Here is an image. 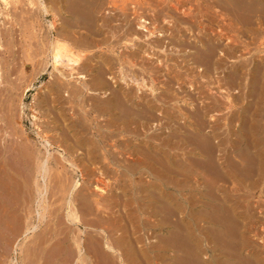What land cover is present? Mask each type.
<instances>
[{
    "label": "bare ground",
    "instance_id": "obj_1",
    "mask_svg": "<svg viewBox=\"0 0 264 264\" xmlns=\"http://www.w3.org/2000/svg\"><path fill=\"white\" fill-rule=\"evenodd\" d=\"M0 1L4 3L5 6L6 5L9 6L11 2L10 0H0ZM16 1H19V0H15L14 3H16ZM137 1H140V0H137ZM150 1H151L150 3L154 1L157 2V6H163V9L182 10L183 8V3H181L179 0H177L175 3L173 2L174 0H150ZM212 1H213V4L215 5L216 1L215 0H212ZM258 1L260 2L259 4H261L262 0H258ZM210 2L211 0H208L207 5H209ZM217 2L219 1L217 0ZM12 3H13V0H12ZM27 4L29 8L26 9L23 12V14H20L21 15L20 17H22L21 19L22 20L24 19L22 21L23 24H21V27L23 28V30L18 29L19 26L17 27V25H20V21H21V20H18L17 22H15L16 24L9 27L10 29L9 35L11 37L19 38L18 40L20 44L23 46L21 48L26 47V48H29V51H30L33 49V47H36V49L32 51L35 57L40 55L41 57L40 61L44 65V68L42 69L43 74H41L40 76H44L45 71H47L48 67L49 66L51 67L52 70L50 71V77H52V79L50 81V86H47L49 87L48 91L40 93L42 95L41 96L42 98L39 101V103L47 107H50L52 111L50 110L49 111L55 114V118H54V121L51 120V122L46 123V125H44V127L42 128V131L44 129V131L45 132L47 131V133L53 132L54 136L52 137H50V135H48L49 137L47 135L38 136L39 137L38 141H31L28 138H26L27 137L26 135L17 134L16 133L17 130L12 128V126L10 127L9 126L10 123L7 120H6L7 127L5 128V132L3 133L1 131L3 135L1 134L2 136H0V172H5L7 175H9V185L12 189L14 187H19V186L22 188H24V186L25 188L31 187L30 189L33 190V193L31 191L33 195L32 196L33 200L34 202L37 203L36 207L39 208L38 211L36 210L38 212V215H37L38 225L36 226L33 225L32 227H29V221L25 219L28 222L29 228H26L25 233H24V238L26 239L30 231H32L33 233V231H35L36 228L41 229L40 237L36 235L37 233L36 234L34 233L35 236L31 235L32 236V237L30 236L31 240L29 238L30 241H28V239H27L28 242L24 240L28 244L27 247L24 248L23 244L25 242L23 240H22V243L24 242L23 244H17L16 246L17 248L16 250H18V247L21 246L20 247L21 249L20 248L19 249L22 255V258H21L22 264H29L31 262V259H33V263H30V264H102L100 262H97V259L94 258V255H92V249H95V251L102 254L101 256L108 262V263L106 262V264H139L140 262L139 258L141 259H144V258L141 257L143 256V254L140 252V250L138 251L137 239L133 238L134 233L127 232L129 231L127 230V225L126 226L123 225L121 226L122 229L124 228L122 231L123 234H121V230H120L121 235L119 234L116 235V229L114 227L117 223L110 224L111 219L109 220V217L107 219L108 221H104L105 217L102 216V213L100 211H98L99 206L103 207V204L101 201H98V200H96L95 202L92 201L95 203V205H93L92 203H90V205L88 204V206H86L88 209L86 210L88 212H86L85 210V212L88 214L85 216L84 211H83L84 209L82 208V206L83 205L85 206V204H82L83 202L82 200H86V201L89 200V195H90L89 189L90 187H92L91 185H93L94 182L91 185L90 183L88 184L89 188L85 190H88L89 193H88V196H84L87 192H85L84 194V191H85L84 188L80 189L81 187L80 181L76 178L75 180H73L72 182L73 184L70 186V189L68 191V199H66L65 209L63 210L64 216H62V218L61 216L58 217V215H56V212H55L56 210L55 211L53 210L52 212L49 213L50 209L48 210V206H47V211H48L47 212L46 207L44 206L45 205L44 203L46 202L48 194L50 193L49 189L53 186V184L56 183L57 177L60 178L58 179L59 181H61L62 183L64 182L66 183V180L62 177V175L65 172L62 171L63 173L61 177L57 173L59 172V169L66 168V167H63L64 166L63 161H66L68 163V165L70 166V168H72L74 174L76 175L78 172L81 174L85 170L86 171L88 170L87 175L86 174L85 175L87 177L88 176L92 177L96 174V172L97 174L102 175V174L108 173L109 171L113 170L116 172L119 171L121 173V177L124 178L126 176L125 175L126 173H128V176L130 175L135 176L141 173V171L143 172L145 171L146 173V170L153 171L154 169L159 168L156 165H150V163L147 161L148 158L159 159L162 162L163 170H168V172H170V174L172 175L170 176V180L168 179L167 180L169 184L173 185L175 192H177V195H175L176 199L173 197L174 200L172 199L170 200V198L167 199L168 203L170 202V204L168 205V208H169L168 212L171 214L170 216H173L172 218H174L175 216L176 220H172L173 222L171 220H166V221L161 222L162 223L161 225L159 223H149L148 222V223H145L144 227L147 226L148 229H151L153 232L157 231L156 229H158L162 233H164V234L161 233L162 236L165 237L164 240L165 239L170 240L169 243H167V247L176 246V248L173 247V249H176L177 252L183 249L184 250L183 252L185 253L186 256L182 255V257L183 259L186 258L187 260L186 262H188V264H211V259L209 260L206 257L207 261H204L205 259L204 260L202 259L203 256L201 257V255L204 252L203 249H205L204 255L209 256L208 253L206 252L207 248L203 246L204 244H202L203 241L205 240L203 239V229L205 228L203 229L200 228L198 224L197 226L198 232H196L197 231L196 229L186 224L187 221L185 222L184 218L179 219L180 218L179 216L183 215L182 214L183 212L180 213V211L178 210L180 209L178 200L182 198L181 196L179 198V195L181 194L182 191H187L188 193L196 191V193H194L195 196L198 195L197 197H199L200 199L201 198L203 199L201 195V192H202L201 188L203 187L204 189L205 185H203L202 182L200 183L203 176H209L215 181H219L218 179L220 180L225 179V181L227 182L229 179H232L231 172H230L232 171L231 170L232 168L229 170L227 166V164L230 163V158H232V155H236L238 157L240 156L244 157L243 160H245V157H250V159L252 157L255 162L254 164L251 165L253 166L252 168L253 171H251L252 169L250 171L254 173L255 175H254V178L252 179L253 182L250 184L257 188L264 187V89L262 88V85L264 86V62H261L260 60L258 64H255L256 70L255 71L252 70L251 72L252 75L253 74L256 75L257 72L259 73V75H256V77L258 78L253 77L254 82L256 79H258V82H259L258 83L259 86L257 88L258 90H255V93H256L255 97L252 95V90L249 91L251 87V86L249 87L250 82L246 81L245 73L240 71L241 66H237L240 64H236V67H233L234 65L231 66L233 67V70L232 71L230 70L231 75H233V79L235 78L234 80L238 82L237 83L238 85L236 87L238 88L241 87L245 90L244 92L242 91V93H240L242 95L238 96L237 94V96L233 97L232 99L222 94L221 96L224 100L220 98L221 100H212L213 102H209V103L208 102L205 103L204 101H202L203 104L204 103L205 104L204 105L201 104L203 105L202 107L197 106L198 109L195 107L196 112L192 111L194 115L190 116L192 114V113L189 114L190 112L189 113L187 112L189 115H186V118L188 119L190 118L193 119L194 117L196 119L195 124H186L188 125V127L193 128L192 132L188 131V136H190L191 142H188V140L186 141L184 137L180 139V136L176 135L175 140L177 144L169 148V142L171 138L173 137L170 134L167 133L168 134L167 136L163 134L164 137L161 134L160 136L161 138L159 137L157 138V136L155 135L154 136L146 135V134H150V131L153 129V127L158 126L159 123H162L163 120L165 121L164 123L167 124L168 126L172 123L177 125V122L179 121V118L177 116L175 117L168 113L162 118H160L161 116L158 117L157 115L158 114L157 112L159 111V109H161L160 104L158 105L157 102L158 101L164 102L167 99H169L168 101H170V99L173 98V96L171 97L170 94H167L169 89L166 87H165L166 89L163 90L164 92L160 94L157 93L158 91L157 82L158 81L163 79L164 82L162 81V83L169 86L171 85L172 80H173V79L171 80L172 75L171 76L169 75L171 78L168 79V75L163 74V71L165 69H162V67L168 68V63L163 64V60L159 59L158 57V54H159L158 52L161 51L160 53H165L166 57H168L167 56L168 52L172 51L173 49L174 51H176V54L179 53L178 52L179 50L182 51L183 54L188 53V55L182 54V59L180 58L181 55L179 53L178 57L180 58V60H182L181 61L182 65L179 64L180 66L179 65L177 66H179L180 69H184L183 62H185V64L186 63L191 64L192 62L190 63V60H194L196 58L197 61L196 59L195 61L198 63L197 68L199 69L198 71L197 70L196 71L199 72V74L200 72H202V73H205L206 75V73L210 70L218 71L221 68H224L223 67L224 65L222 66L223 63H221V60L214 59V51L217 48L216 43H215V41L217 40V37L213 35L211 37L210 35L209 39L205 40L203 37L197 35L196 41L195 40L190 41V38L183 31H178L173 35L174 36L173 39H169L167 41L166 40L167 38L165 37L166 31L161 32L157 30V28L154 27L156 22L159 20L157 19V17L156 19L153 18L152 20H150L145 16L146 14L144 15L142 13L137 12L138 14L137 22H136L137 25L135 26L134 24H132V22L128 24L129 22L127 20H124V18L121 19V14L119 13H116V12L114 14H111V12L103 13L104 7L107 4H116L115 0L113 1L111 0L110 1L108 0H28ZM25 5H26V2H25ZM131 7H135V6L131 5ZM207 8H209V6ZM105 11L108 12L107 10ZM185 11H182V12L185 15L188 14ZM24 15H27V16L25 17ZM175 15L177 17V14ZM228 15L231 17L230 14ZM47 17H49L50 19H47ZM121 20L123 21V23L120 22ZM149 20L150 22H148ZM43 21H46V22L43 23ZM124 21H125L126 26H128L127 28H125V30L123 28ZM237 21L236 23L238 24ZM117 22L118 24H116ZM231 22L234 24L232 20ZM14 26H16L17 28H15ZM234 28H235V24H234ZM214 33L216 34V32ZM221 34L222 33L220 32V35ZM44 37H46V39H44ZM255 39H256V36H255ZM45 40H47L48 50H44L43 44L46 45ZM244 41L247 42L246 39ZM244 41L243 43H245ZM31 42H34L35 44L33 45V47L31 45ZM2 46L3 45L0 43V47ZM170 47L172 50L170 49ZM230 47H228L224 51V54L227 55V53H230V52L236 54V51L238 49L234 51V48L233 47L230 48ZM0 54H2V51H0ZM4 54H8V56L7 55L3 56L2 59H5L3 60L5 62H2L1 61L2 59L0 58V79H1L0 84L1 86L2 84H4L2 87L0 86L1 87L0 92L2 93V95H5L6 98H8L9 94L11 95L15 92V90H18L16 86V83H17L16 81L22 80L24 78V70H27V67L29 66L32 67L33 64H29L28 62L27 64L26 62H24V65L22 64L24 66L23 71L17 74V77L14 79L12 77L13 70L11 68L13 61H15L14 53L13 51L12 52L4 51ZM20 55H21V52H20ZM29 60L30 62H33L34 58L32 57L31 59H28V61ZM172 60L173 59H171L170 61ZM180 60L178 61L180 62ZM194 63L195 62H193V64ZM202 63L206 66L205 68H201L202 66L200 65ZM225 67H227V65ZM63 70L65 71L67 70L69 73H66ZM175 72L178 73V70ZM190 72L192 71L190 70ZM249 72H250V69H249ZM209 73H211V71ZM181 74H178V75H181ZM178 75L176 77H178ZM184 76L185 75L183 74V78ZM229 76L230 74L228 73L227 77ZM244 76H245V79H244ZM164 78L166 80H164ZM216 78L214 80L219 81V78L217 80ZM174 79H177V78L174 77ZM181 80L182 79H180L179 81ZM184 81L182 82L184 83ZM207 82L205 84H207ZM222 82H226V81L224 80ZM222 82L221 84L223 85ZM254 82L251 81V84H253ZM212 84L217 85V83L214 84L213 82ZM226 84L228 85V82H226ZM222 85L220 86L218 84L217 87H215V92L216 90L221 91L223 89ZM229 85H231V82ZM142 87L148 88L150 94H147L146 91L143 92ZM171 95H174V94L172 93ZM206 95L205 97H207ZM0 98H1V95H0ZM204 99H207V98H204ZM6 102L7 101H5V103ZM51 103H56L59 105L55 104V106L52 107ZM70 103H72L73 106L71 107L65 106ZM169 103L170 102H168V104ZM237 103L241 105H237ZM11 106L12 105L8 107H11ZM236 106H240V108L239 109L237 108L238 110H235L234 108ZM4 107L5 106L3 105V108ZM172 108H175V107H172ZM216 108H218L219 112H218V115H216L215 117L216 118L218 117V118L217 119L214 118V119L215 121L216 120L221 121L222 124L220 123L219 125H217V121H216V123H214L213 126H211L212 122H210V120L207 118L211 117L212 114L213 115L215 114V113H212V114L210 113L214 111V109ZM180 109L181 108L179 107V111ZM9 110L10 109L8 108V111ZM46 113L50 119L51 117L49 115V112L47 111ZM224 114L225 115L227 114V117H224L225 116ZM184 115L185 114L183 113L182 117ZM11 117H14V116H11ZM75 117H76V120H75ZM78 118L80 120H78ZM2 119L3 118L0 119V122L2 121ZM3 127L4 126L2 125L1 130L3 129ZM171 128H172V125H171ZM175 129H176V126L173 127V132L176 134V132L178 131H176ZM183 131H185L184 128H183ZM142 134L146 135L147 137L146 141L144 142L142 141V143L144 144L143 146L141 145V142H136L138 138L142 137ZM122 135H125V136L128 135L127 137L128 139L119 142L117 138L121 137ZM154 139H159L161 143L154 144L152 143L154 141L152 142L150 141ZM175 140L171 143H174ZM110 142H116V144H114L113 147H115L116 149L119 148L120 151L118 150L117 152H114L112 150L113 148L110 149ZM165 148H168V149H165ZM175 148L177 151L178 149L179 151H182L184 153L182 155L183 156L185 155V157L187 154L188 155L191 154L195 156L199 155L201 157L197 159L199 163L196 164L194 162L196 165L199 164L196 170L195 168L191 169L190 167H188L187 163H185V160L183 159L178 160V161L173 159L175 156L173 157L172 155L173 153L171 154L169 149L171 150L173 149L172 151H174ZM123 150H125L124 152L128 150L131 153L130 155H132V158H134L132 160V163L129 165L124 164L121 158H119L118 156L122 154L121 151ZM142 151H143V154H141ZM12 155L15 157V159L23 158L25 155H27L28 160L24 161L26 163H23L22 159L20 160L14 159V160H11L14 162V164L12 162L13 164L12 165L11 162L9 163L10 161L9 159L12 157ZM27 157L25 158L27 159ZM72 159H75L78 161L75 162V160H72ZM106 160L108 162H106ZM151 161L152 160L150 159V162ZM187 161H188V158H187ZM29 162L31 163L30 165L32 166V169H29V170L24 169L26 170L24 171L23 165L24 164L26 165ZM18 163H20L22 168H18L17 166ZM82 163H84L82 166L84 167L85 170L83 169L80 170V166ZM85 163H89L91 166L93 165H100V166H96L95 169L93 168L88 169L90 167H88L89 165L87 166ZM122 163L124 165H122ZM151 163L153 164V162ZM240 164H244V162L243 163L240 162ZM229 166H231V164ZM25 167L27 168V165ZM241 167L246 168V166L244 165H242ZM119 169H121V171ZM234 169L237 171L238 167L234 166ZM163 170L161 172H163ZM23 171L25 173H23ZM28 172H29V175H28ZM185 172L188 174L186 175ZM26 175H27V178H25ZM79 176L82 177L81 175ZM71 178H72V175H71ZM128 179H129V187L131 188L130 191H131L132 199H134L132 195H135V194L137 195L136 192H139V193L148 192L147 194L150 196L151 195L155 197L157 196L155 193L156 190L153 192V188H155L153 187L154 183L149 184V185L153 184L152 186H148V185L146 186V184L149 183L146 181L147 183H145V186H143L141 185L142 182L140 181H139L140 182V185H139L137 184L138 182L136 183L134 180L130 178ZM68 181H69L68 184L70 185L71 184L70 181L72 180L68 179L67 182ZM159 182L157 183L160 184ZM164 182L167 183V181H164ZM244 184L246 185L245 182ZM59 185H61L59 187L62 188V184L59 183ZM64 185H63L64 186L63 189L67 186L66 184ZM97 185L96 184L93 185V193L91 195L97 193L99 196L104 197L105 190ZM56 186H58V184ZM56 186L55 188H57ZM213 186H214V183H213ZM236 186L239 187V184H236ZM150 187H153L151 191H150ZM123 188L124 189L122 190L121 194L114 193L116 194L115 197L119 198V200L114 204L113 207L123 206L125 209H127L128 205L126 206V204L128 201L124 205L118 204L119 201L123 203L125 202V201H122V199H123V196H125V192L127 194V191L125 190L126 187H123ZM210 188L212 189L211 186ZM235 188L237 190V187ZM211 189H209L207 193L209 192L212 193ZM239 189L241 188L239 187ZM254 189L255 188H253V190ZM58 190H60V188ZM82 190L84 191L82 192ZM232 190L233 189H230V191ZM262 193L263 192L261 191V196H262ZM228 194L230 195V193ZM162 195L163 197L165 196V194H162ZM190 195L192 194H189V196ZM212 195L214 196V194ZM218 195L219 194H217V196ZM203 196L206 197V195H203ZM211 196L209 197L212 198ZM224 196H226V194ZM145 197L144 199H146ZM90 198L92 199L91 196ZM217 198L221 199L220 196ZM191 199L189 197L188 198L186 197L185 200H191ZM162 200H165V199H162ZM192 200L195 201L194 198ZM197 201L199 203L201 200H197ZM221 202L222 201H220V203ZM191 205L193 204L191 203ZM149 206L151 209H153L152 211H149V210L144 211V209L142 208V205L138 206L137 207L138 209L136 211L139 212L140 214L141 213L144 214L145 212V214L148 213L150 216H153L155 212L154 206L153 205L152 206L149 205ZM59 208L60 207L58 206V209ZM202 212L205 213L204 211ZM120 213L122 214H120L117 217V219H120L119 224L120 222L125 223V221L123 220L127 218L126 215L128 213L126 214V212H124L122 208L120 209ZM196 213L198 212H194V214ZM48 214H50L51 216L49 215L48 217L47 216ZM89 215L97 217V219L96 220L92 218L88 219L87 216ZM228 217L232 221L231 225L228 228V230H230L229 234H232V233L235 234L234 231H238L240 234L241 231H243V229L245 228L241 226L242 224H238L239 220L241 221L239 223H243L242 222L243 216H242V219H240V215L234 211V215L231 216L230 214H228ZM115 218H116L115 216L114 218L112 217V220L113 219L115 220ZM204 218H206V216ZM237 218H239V220ZM252 218H254V214ZM257 218L259 219V217H256V219ZM61 219H63V221ZM257 220L255 222H257ZM92 225H95V226L98 225L97 226L98 229L103 234L97 233L98 235H96L97 237H95L94 235H92V233L91 234L88 233L87 229ZM105 225H107V227ZM245 231L244 233L247 232ZM237 233L235 234L237 236V239H241V238H238L239 234ZM244 236H246V234ZM171 240H173V245L171 243ZM180 244H182V247L180 246ZM94 245L96 247H93ZM97 247L101 249L99 250L97 249ZM236 247H237V244H236ZM149 248H151V246H149ZM208 248H209V244H208ZM239 248L243 249L244 246L243 248L238 247V249ZM248 255L250 257L249 256L247 257H249V261L252 264H264V252L262 251V249L260 250L256 248L253 251H250V254ZM95 256L99 257V254ZM215 257L213 258L216 259L217 257L216 258ZM29 258H30L29 263H26L27 262L26 259H29Z\"/></svg>",
    "mask_w": 264,
    "mask_h": 264
},
{
    "label": "rangeland",
    "instance_id": "obj_2",
    "mask_svg": "<svg viewBox=\"0 0 264 264\" xmlns=\"http://www.w3.org/2000/svg\"><path fill=\"white\" fill-rule=\"evenodd\" d=\"M10 4L9 6H5L4 3H2L0 1V43L3 45L2 47H0V49H4V50H0L2 51V54H0V58L2 59L3 56H8V54H4V51H13L14 53V60L16 61H13V64L11 66L12 70H13V78L15 79L17 77V74H19L20 72L23 71L24 69V62H28L29 64H33V66H29L27 67V70H24V78L22 80H17L16 82V86L18 88V90H15V92L13 94H9V97L6 98L5 95H2V93L0 92V95H1V100H0V119H2V121L0 122V136L3 135V133L5 132V128L7 127V124H6V120L9 121V126L12 128H14L15 130H17V134L19 135H26L29 140L31 141H38L39 137L38 136H45V135H50V137L54 136V133L53 132H48L47 131L45 132L44 129L42 131V128L44 127V125H46V123L48 122H51L54 121V118H55V114L53 112H50L52 111L50 109V107H47L41 103H39V101L41 100V94L42 92H45V91H48V88L47 86H50V81L52 79V77H50V71L52 70L51 67L49 66L47 71H45V74L44 76H40L42 73V69L44 68V65L42 64V62L40 61L41 60V57L40 55L35 57L34 53L32 50H35L36 47H33L34 42H31V45L33 47L32 50L29 51V48H21L23 47L20 42H19V38L17 37H11L9 35L10 33V29L9 27H11L12 25L16 24L15 22H17L18 20H21L20 21V25H17L18 29H21L23 30V28L21 27V24L22 20L20 17L21 15L20 14H23V12L29 8L27 2L28 0H19V1H16L13 0V3H12V0H10ZM110 1V0H108ZM113 1V0H111ZM116 1V4H107L105 7H104V10H103V13H110L111 14H114L115 12L116 13H119L121 14V19L124 18V20H127L130 24V22H132V24H134L135 26L137 25V12L139 13H142V14H146L145 16L152 20L153 18L156 19H159L156 24L154 25L155 28H157V30L161 31V32H165V37L167 38L166 40L168 41L169 39H173L174 38V34L178 31H183L189 38H190V41H196V36H201L203 37L205 40L209 39L210 35L212 37L213 36H216L217 37V40L215 41L216 43V50L214 51V59H219L221 60V63L222 66L225 68H221L220 70L218 71H214V70H210L211 73H209L210 71H208L205 75V73H202L200 72H197L199 69L197 68V59L195 61L194 60H190V63L191 64H185V62H183L184 64V69H180V65L181 64V61L180 58L182 59V54L183 52L182 51H178L180 53V58L178 57L179 56V53L176 54V51H174V49L172 50L171 47L170 49L173 51H170L168 52V57H166L165 53H160L158 52V57L159 59L163 60V64H167L168 63V68L167 67H162V69H165L163 71V74L165 75H168V79H170L171 77V80H172V83L171 85L167 86L165 85L164 83H162L163 79H161L160 81L157 82V88H158V91L157 93L160 94L162 92H164L163 90H165L166 88L169 89V91L167 92V94H170V96L173 98L172 101L170 99V101H168L169 99H167L166 101L164 102H157L158 105L160 104V108L159 111L157 112L158 114V117L162 118L164 117L167 113L172 115V116H177L179 118V121L177 122V125L172 123L170 124L169 126L167 124H165L164 120L162 121V123H159L158 126H154L153 129L150 131V134H146L147 136L149 135H155L157 136V138H161V134L162 136L164 137L163 134H165V136H167L168 134H170L171 136H173L169 142V148L171 146H175L177 143H176V135H179L180 136V139H182V137L185 138V140L188 142H191V138L190 136H188V131L189 132H192L193 131V128L192 127H188V125L186 124H195L196 122V119L195 117L193 119H188L186 118V115H189L191 114L190 116L194 115L193 112H196V108L197 106L198 107H202L206 102H213L212 100H224L222 98V94H224L225 96L227 97H230L233 99V97L237 96H240L242 94V91L244 92L245 90L241 87H236L238 84L237 81H235L233 79V75H231V71L233 70V67H236V64H240V65H237V66H241V69L240 71L244 72L245 73V76H246V81L247 82H250V90H252V95L255 97L256 96V93H255V90H258V79L255 80V82L253 81V77H256V75H259V73L257 72L256 75H252V70H256L255 68V64H258L261 60V62H264V1L262 0L261 4H259L260 2L258 0H218L219 2L216 1V4L214 5L213 4V1L211 0L210 4H208V0H179L181 3H183V8L182 10H174V9H163V6H157V2H152L150 3L151 1L150 0H140V1H137V0H115ZM177 0H174L173 2L175 3ZM255 1V3H254ZM25 2H26V5H25ZM136 2V3H135ZM140 2V3H139ZM144 2V3H143ZM188 3V4H187ZM12 4V5H11ZM130 4V5H129ZM145 4V5H144ZM155 4V5H154ZM15 5V6H14ZM131 5L135 6V7H131ZM155 8H154V6ZM192 5V7H191ZM213 5V7H212ZM144 6V7H143ZM153 6V8H152ZM195 6V7H194ZM209 6V8H207ZM215 6V7H214ZM4 7V8H3ZM6 7V8H5ZM8 7V8H7ZM14 7V8H13ZM151 7V8H150ZM213 9H211V8ZM139 8V9H137ZM161 8V9H159ZM123 9V10H122ZM136 9V10H135ZM209 9V10H208ZM211 9V10H210ZM105 10H107L108 12H106ZM153 10V11H152ZM164 12H163V11ZM186 10V11H185ZM208 10V11H207ZM105 11V12H104ZM146 11V12H145ZM152 11V13H151ZM156 11V12H155ZM161 11V12H160ZM182 11H185L187 12L188 14H184ZM159 12V13H158ZM125 13V14H124ZM157 15H156V14ZM162 13V14H160ZM217 15H216V14ZM174 14V15H173ZM177 14V17L176 15ZM230 14L231 17L228 15ZM5 15V16H4ZM17 15V16H16ZM127 15V17H126ZM161 15V16H159ZM23 16V15H22ZM25 17L27 15H24ZM131 16V17H130ZM152 16V17H151ZM170 16V17H169ZM234 16V17H233ZM5 17V18H4ZM9 17V18H8ZM19 17V18H18ZM126 17V18H125ZM176 17V18H175ZM179 17V18H178ZM194 17V18H193ZM163 20H162V19ZM175 18V19H174ZM234 18V19H232ZM47 19H50L49 17H47ZM161 19V20H160ZM182 19V20H181ZM189 19V20H188ZM236 19V20H235ZM150 20L148 22H150ZM185 22H184V21ZM228 20V22H227ZM231 20L234 22L235 24V28H234V24L231 22ZM238 20V21H237ZM163 21V22H162ZM170 21V22H169ZM181 21V22H180ZM199 21V22H198ZM218 21V22H217ZM236 21L238 22V24L236 23ZM46 21H43V23H45ZM119 22V21H118ZM118 22L116 24H118ZM120 22L123 23V21L121 20ZM263 24H262V23ZM161 23V24H160ZM165 23V24H164ZM47 24V23H46ZM180 25V26H179ZM125 24V21H124V30L125 28H127L128 26H126ZM262 26V27H261ZM15 28H17L16 26H14ZM160 27V28H159ZM180 27V28H179ZM182 27V28H181ZM204 27V28H203ZM258 27V28H257ZM163 28V29H162ZM174 28V29H173ZM168 29V30H167ZM235 29V30H234ZM237 29V30H236ZM262 29V30H261ZM212 30V32H211ZM215 30V31H214ZM218 31V32H217ZM262 31V32H261ZM20 32V31H19ZM216 32V34L214 33ZM220 32L222 33L220 35ZM260 32V33H259ZM226 33V34H225ZM262 34V35H261ZM47 35V34H46ZM218 35V36H217ZM207 38H206V37ZM222 36V37H221ZM224 36V37H223ZM243 36V37H242ZM249 36V37H248ZM254 36V37H253ZM255 36H256V39H255ZM260 36V37H259ZM229 37V38H228ZM232 38V39H231ZM254 38V39H253ZM44 39H46V37H44ZM192 39V40H191ZM236 39V40H234ZM246 39L247 42H245L244 40ZM252 39V40H251ZM250 40V41H249ZM30 41V40H29ZM28 41V42H29ZM233 41V43H232ZM235 41V42H234ZM243 41L245 43H243ZM254 41V42H253ZM257 41V42H256ZM263 41V43H262ZM241 42V43H240ZM45 44H43L44 46V50H48V46H47V40H45ZM243 43V44H242ZM248 43V44H246ZM262 43V44H261ZM231 44V45H230ZM247 46H246V45ZM234 45V46H233ZM249 45V46H248ZM233 47L234 48V51H236V54L234 53H227L224 54V51L228 48V47ZM230 47V48H231ZM26 48V49H25ZM176 49V48H175ZM224 49V50H223ZM25 52H24V51ZM43 50V51H44ZM223 50V51H222ZM15 51V52H14ZM42 51V52H43ZM19 52V53H18ZM20 52H21V55H20ZM26 54H24V53ZM28 52V53H27ZM222 52V53H221ZM33 53V54H32ZM48 53V51H47ZM32 54V55H31ZM231 54V55H230ZM26 57H25V56ZM47 55V54H45ZM172 55V56H171ZM183 55H188L187 54H183ZM226 55V56H225ZM165 58H164V57ZM233 56V57H232ZM34 58V61L33 62H30V60L28 61V59H31V58ZM176 57V58H175ZM6 58V57H4ZM23 58V59H22ZM25 58V60H24ZM27 58V60H26ZM178 58V59H177ZM169 59V61H168ZM171 59H173L172 61H170ZM5 59H2L1 61L2 62H5L3 61ZM12 60V59H11ZM167 60V62H166ZM180 60V62L178 61ZM41 62V63H40ZM193 62H195L193 64ZM20 63V64H19ZM27 63V64H28ZM40 63V64H39ZM201 63V62H200ZM16 64V65H14ZM23 64V65H22ZM42 64V65H41ZM176 64V65H175ZM180 64V65H179ZM36 65V66H35ZM162 65V64H161ZM179 65V66H177ZM194 65V66H193ZM200 65V64H199ZM227 65V67H225ZM234 65V66H233ZM244 65V66H242ZM42 66V67H41ZM171 66V67H170ZM188 66V68H187ZM191 66V67H189ZM200 66H202L201 68H205L206 66L202 63ZM233 66V67H231ZM174 70H173V68ZM245 67V68H244ZM253 67V69H252ZM32 68V69H31ZM39 68V69H38ZM191 68V69H190ZM193 68V70H192ZM195 68V69H194ZM197 68V69H196ZM247 68V69H246ZM18 69V70H17ZM63 69V68H61ZM230 71H228V70ZM244 69V70H243ZM249 69H250V72H249ZM38 70V71H37ZM173 70V71H172ZM178 70V73H176L175 71ZM180 70V71H179ZM190 70L192 72H190ZM197 70V71H196ZM224 73H223V71ZM65 71V70H63ZM168 71V72H167ZM170 71V72H169ZM185 71V72H184ZM221 71V72H220ZM226 71V72H225ZM66 73H69L67 70L65 71ZM180 72V73H179ZM184 72V73H183ZM216 72V74H215ZM230 74V78L227 77L228 73ZM33 73V74H32ZM182 73V74H181ZM188 73V74H187ZM192 73V74H191ZM213 73V74H212ZM220 75H219V74ZM225 75L223 76L222 75ZM22 74V73H21ZM174 74V75H173ZM178 74H181V75H178ZM183 74L185 75L184 78H183ZM203 74V75H202ZM212 74V75H210ZM227 74V75H226ZM249 74V75H248ZM30 75V76H29ZM171 77H170V76ZM178 75V77H176ZM218 77H217V76ZM222 75V76H221ZM245 76H244V79H245ZM251 76V77H250ZM40 77V78H39ZM44 77V78H43ZM166 77V76H165ZM177 78V79H174ZM181 77V78H179ZM213 77V78H212ZM216 78V80L219 78V81L224 79L226 82H228V85L226 84V82H222V81H215L214 79ZM221 77V78H220ZM223 77V78H222ZM249 77V78H248ZM50 78V79H49ZM208 78V79H207ZM226 78V79H225ZM232 78V79H231ZM258 78V77H256ZM30 79V80H29ZM127 79V78H126ZM180 79H182L181 81H179ZM230 79V80H229ZM248 79V80H247ZM1 80V79H0ZM24 80V81H23ZM164 80H166L164 78ZM185 80V81H184ZM189 82L187 83L186 82ZM233 80V81H232ZM251 80L252 82H254L253 84H251ZM22 81V82H21ZM28 81V82H27ZM30 81V82H29ZM35 81V82H34ZM174 81V82H173ZM184 81V83L182 82ZM208 81V82H207ZM215 84L217 83V85L219 84L220 86L222 85L221 82L223 83V92L222 90H216L215 92V87H217V85H213L212 82ZM164 82V81H163ZM176 82V83H175ZM186 82V83H185ZM207 82V84H205ZM231 82V85H229ZM29 83V84H28ZM180 83V84H179ZM182 83V84H181ZM225 83V84H224ZM257 83V84H256ZM164 84V86H163ZM185 84V86H184ZM204 84V86H203ZM210 84V86H209ZM256 84V85H255ZM4 84H2L3 86ZM27 85V86H26ZM183 85V86H182ZM206 85V87H205ZM253 85V86H252ZM1 86V84H0ZM1 86V87H2ZM181 86V87H180ZM190 86V87H189ZM208 86V87H207ZM228 86V88H227ZM256 86V87H255ZM0 87V88H1ZM166 87V88H165ZM199 87V88H198ZM214 89L212 90L211 89ZM164 88V89H163ZM262 88L264 89V86L262 85ZM26 89V90H25ZM161 89V90H160ZM194 89V90H193ZM225 89V91H224ZM21 90V91H20ZM142 90L143 92L146 91L147 94H150L149 93V89L148 88H143L142 87ZM177 90V91H176ZM18 91V92H17ZM201 91V92H200ZM203 91V92H202ZM210 91V92H209ZM219 91V92H218ZM240 91V92H239ZM171 92V93H170ZM176 92V93H175ZM179 92V93H178ZM182 92V93H181ZM207 92V93H205ZM218 92V93H217ZM225 92V93H224ZM227 92V93H226ZM254 92V94H253ZM174 94V95H171V94ZM176 94V95H175ZM183 94V95H182ZM207 94V95H206ZM212 94V95H211ZM198 95V96H197ZM203 95V96H201ZM205 95L207 97H205ZM3 96V97H2ZM200 96V97H199ZM213 96V98H212ZM216 96V97H215ZM39 97V98H38ZM153 97V96H152ZM175 97V98H174ZM198 99H197V98ZM203 97V98H202ZM4 98V99H3ZM13 98V99H12ZM21 98V99H20ZM195 98V99H194ZM204 98H207V99H204ZM208 98H212L211 100L208 99ZM221 98V99H220ZM12 99V101H11ZM189 100V102H188ZM195 100V101H194ZM199 100V101H198ZM201 100V101H200ZM206 100V101H205ZM210 100V101H209ZM5 101H7L5 103ZM11 101V102H10ZM179 101V102H178ZM187 101V102H186ZM197 101V102H196ZM204 101L205 103L203 104ZM10 102V103H8ZM168 102H170L168 104ZM202 102V103H201ZM14 104V105H13ZM56 103H51V106L54 107ZM163 104V105H162ZM203 104V105H201ZM3 105L5 106L3 108ZM12 105L11 107H8ZM56 105H59V104H56ZM180 105V106H178ZM237 105H241L239 103H237ZM67 107H71L73 106L72 103L68 104V105H65ZM7 107V108H6ZM24 107V108H23ZM38 107V108H37ZM172 107H175V108H172ZM178 107V108H177ZM179 107L181 108L180 111H182L185 115V118L184 116L182 117V112L179 111ZM196 107V108H195ZM216 107V106H215ZM8 108L10 109L8 111ZM191 108V109H190ZM240 108V106H236L234 109L235 110H238ZM175 109V110H174ZM178 109V110H177ZM190 109V110H189ZM198 109V108H197ZM50 110V111H49ZM177 110V111H176ZM234 110V111H235ZM49 112V115H50V119H49V116L47 115L46 112ZM193 111V112H192ZM163 114H161V113ZM180 112V113H179ZM189 114H188V113ZM218 108L214 109V111H212L210 114L212 113H215L214 115L212 114L211 117L207 118L210 120L211 123V126H213L214 123H216L215 119L216 118L215 116L218 115ZM7 113V114H6ZM160 113V114H159ZM179 113V114H178ZM5 114V115H4ZM10 114V115H9ZM46 114V115H45ZM4 115V116H3ZM225 115V114H224ZM11 116H14V117H11ZM48 117V119H47ZM53 117V118H52ZM181 117V119H180ZM224 117H227V114L224 116ZM7 118V119H6ZM218 118V117H217ZM216 118V119H217ZM212 119V120H211ZM45 120V122H44ZM75 120H76V117H75ZM78 120H80L78 118ZM14 121V122H13ZM164 123V124H163ZM221 123V121H217V125H219ZM20 124V125H19ZM36 124V125H35ZM162 124V125H161ZM184 124V125H183ZM222 124V123H221ZM2 125L4 126L3 129L1 130L2 128ZM43 125V126H42ZM167 125V126H166ZM171 125H172V128H171ZM176 126V134L173 132V127ZM166 127V128H165ZM170 127V128H169ZM20 128V130H19ZM23 128V129H22ZM39 130H38V129ZM183 128L185 129V131H183ZM22 129V130H21ZM1 131L3 133H1ZM182 131V132H181ZM222 131V130H221ZM43 133V134H42ZM168 133V134H167ZM2 134V135H1ZM159 136H158V135ZM146 135L142 134V137L138 138V140L136 142H141V145L143 146L144 144L142 143V141H146L147 140V137ZM46 136V137H47ZM49 137V136H48ZM128 135L125 136V135H122L121 137L117 138V140L120 142V141H124V140H127L128 138ZM37 139V140H36ZM175 140L174 143H171ZM152 143H157V144H160L161 141L159 139H154V140H150ZM118 142V143H119ZM172 145H171V144ZM92 144V143H91ZM116 144V142H110V149L113 148L112 150L114 152H117L119 150V148H115L113 147V145ZM109 149V148H108ZM165 149H168V148H165ZM171 154L173 155V159L178 161V160H185V163H187V166L190 167L191 169H194L196 170L197 166L199 165H196L197 163H199V161L197 160L200 156H195V155H185L183 156L182 154H184L182 151H178L176 150V148L174 149V151H172L171 149H169ZM120 151V150H119ZM125 150L121 151L122 154L118 155L119 158H121V160L123 161L124 164L126 165H129L132 163V160L134 158H132V155H130L131 153L126 150V152H124ZM124 152V153H123ZM127 153V154H126ZM178 153V154H177ZM84 154V153H83ZM141 154H143V151L141 152ZM175 154V155H174ZM177 154V155H176ZM125 155V156H124ZM179 155V156H178ZM84 156V155H83ZM95 156V155H94ZM93 156V157H94ZM98 156V154H97ZM142 156V155H141ZM245 156V155H244ZM27 157V155H25L23 158H19V159H15V157L12 155V157L9 159V163L13 161L11 160H20L22 159L23 163H26L24 161L28 160V157L27 159L25 158ZM77 157V156H76ZM75 157V159H76ZM92 157V158H93ZM144 157V156H143ZM13 158V159H12ZM187 158H188V161H187ZM201 158V157H200ZM244 157H238L236 155H232V158H230V163L227 164L228 166V169L232 171L231 172V177L232 179H229L227 182L225 180H220L218 179L219 181H216V182H212L213 179L210 178L209 176H205L203 178V180L200 181V183L202 182L203 185H207L208 187H210L209 185H211L212 183H219V186H221V188L215 186L212 187L211 191L212 193H208V197L211 196L212 194H214V196L212 195L211 197L212 198H208V200L210 199H213L214 197L217 198L220 196L221 199L217 198V199H213L212 201H222L221 203L223 204H230L234 201L237 202V204L239 206H241V210L244 211L243 212V219H242V216H241V213L242 211H238V214L240 215V219H242V222L243 223H240L242 224L241 226L245 227L243 229V231H241V233L239 234L238 232V238H241V239H238L237 240V247H243L244 246V254H248L252 248L256 249H262V251L264 252V187L263 188H260V187H255L253 185H251L250 183H252V179L254 178V173H252L251 171H253V166H251L252 164H254V160L253 158L251 157H245V160H243ZM75 159H72V160H75ZM150 159L152 160L151 162H153V164L150 162ZM253 160V161H251ZM78 161V160H75V162ZM131 161V162H130ZM147 161L150 163V165H156L158 166L159 168L157 169H154L153 171H148L146 170V173L145 171H141V173L135 175V176H128V173H124L126 176L123 178L121 177V173L119 171H109L108 173H105V174H102V175H99L96 174L90 178H88L86 175H87V171L84 169V167L82 166L84 163L81 164L80 166V170H85L83 173H77L74 174L72 168H70V166L68 165V163L66 161H63V167H66L65 169L64 168H61L59 169V172H57L60 177L62 175L63 172H65L62 177L66 180V183H62L61 181H59L57 177V180H56V183L53 184V186L57 185L56 186L57 188H55V186L51 187L49 190V194H48V197L46 199V202L44 203L45 207H46V211H47V206H48V210L50 209L49 213L52 212L53 210L56 212V215L61 216H64V209H65V205H66V199H68V191L70 189V186L73 184V180L78 179L80 181V189H87L89 188L88 187V184L90 183L93 184H98L97 186H100L101 188H103L105 190V195L104 197H101L99 196L97 193L91 195L93 193V185H91L92 187H90L89 189V192L88 190H82V192L84 191V194L85 192H87L84 196H88V193L90 194L89 195V200H82V204H85V206L83 205L82 208L84 209V214L85 216L88 214L86 212H88L87 210V207L88 204L90 205V203H92L93 205H95V201L98 200V201H101L102 204H103V207L102 206H99V209L98 211H100L102 213V216H104L105 220L104 221H108V217H109V220H110V224H114V223H117L115 225V229H116V235H121L123 234L122 231V227L121 226H126L127 225V232H132L134 233L133 234V238L134 239H137V246H138V251L140 250V252L143 254V257L144 259H140V262L139 264H188V262H186V258L183 259L182 255L183 256H186L185 253L183 252L184 250L182 249L181 251H176V249H173L176 248V246H172V247H167V243H169L170 240L168 239H165V237L162 236V233L160 230L156 229L157 231H152L151 229H148V227H144L145 226V223H159L160 225L162 224L161 222L163 221H166V220H176V217L174 216V218H172L173 216H170L171 214L168 212L169 210H166L167 207L166 205L163 203V200H162V197L163 195L162 194H165V196L167 198H170V195L171 194H174L175 192V189L173 187V185L169 184L168 183V180H170V176H172L170 174V172H168V170H163V167H162V162L159 160V159H152V158H148ZM155 161V162H154ZM160 161V162H159ZM106 162H108L106 160ZM157 162V163H156ZM196 164H195V163ZM222 162V161H221ZM233 162V163H232ZM244 162V164H240ZM21 163V162H20ZM20 163L17 164L18 168H22V166L20 165ZM122 163V165H124ZM156 163V164H155ZM160 163V164H159ZM246 163V164H245ZM14 164V162H13ZM12 164V165H13ZM31 163L29 162L27 165V168L25 167L26 165L24 164L23 165V170L26 169V170H29V169H32V166L30 165ZM88 167V169H95L96 166H100V165H93L91 166L89 163H85ZM99 164V163H98ZM105 164V163H104ZM231 164V166H229ZM237 164V165H236ZM30 165V167H29ZM67 165V166H65ZM84 165V166H86ZM242 165L246 166V168L244 167H241ZM234 166L238 167L237 171L234 169ZM83 167V168H82ZM242 168V169H241ZM64 169V170H63ZM252 169V170H251ZM24 170V171H26ZM117 170V169H116ZM121 171V169H119ZM156 170V171H155ZM163 170V172H161ZM185 170V169H184ZM251 170V171H250ZM23 171V173H25ZM63 171V172H62ZM159 171V172H158ZM61 172V173H60ZM73 172V173H72ZM86 172V173H85ZM119 172V173H118ZM143 172V173H142ZM156 172V173H155ZM70 173V174H69ZM149 173V174H148ZM152 173V174H151ZM160 173V174H159ZM7 176H5V175ZM27 174V173H26ZM81 175L82 177H80L79 175ZM83 174V175H82ZM86 174V175H85ZM142 174V175H141ZM163 174V175H162ZM165 174V175H164ZM185 174L187 175L188 173L185 172ZM28 175H29V172H28ZM71 175H72V178H71ZM75 175V176H74ZM117 175V176H116ZM58 176V175H57ZM85 176V177H83ZM155 176V177H154ZM158 178H157V177ZM161 176V177H160ZM6 177V178H5ZM107 177V178H106ZM132 177V178H131ZM168 177V178H167ZM245 177V178H244ZM248 177V178H246ZM24 178V177H23ZM25 178H27V175L25 176ZM62 178V179H63ZM116 178V179H115ZM118 178V179H117ZM122 178V179H121ZM132 179L134 180L137 184L140 185V182L141 185L145 186V183L149 182L148 184H146V186H152V185H149L151 183H154L153 187H150V191L152 190L153 188V192L155 191L156 193V197L153 196V195H148L147 193L148 192H142V193H139V192H136L137 195H132V197L134 199L131 198V188L129 187V179ZM160 178V179H159ZM172 178V177H171ZM242 178V179H241ZM68 179H71L72 181L71 184L69 185V181L67 182ZM159 179V181H158ZM168 179V180H167ZM212 181H211V180ZM63 180V181H65ZM86 180V181H85ZM95 180V181H94ZM121 180V181H120ZM167 181L164 182V181ZM89 181V182H88ZM121 183H120V182ZM140 181V182H139ZM145 181V182H144ZM147 181V182H146ZM159 182L160 184H158L157 182ZM8 182V183H7ZM58 182V183H57ZM96 182V183H95ZM163 182V183H162ZM244 182L246 183V185L244 184ZM62 184V188L59 187ZM64 184H66L67 188L65 187L63 189V187L65 186ZM83 184V185H82ZM162 184V185H161ZM209 184V185H208ZM236 184H239V187L241 189H239L238 186H236ZM64 185V186H63ZM87 185V186H86ZM215 185V184H214ZM163 186V188H162ZM224 186V187H223ZM244 186V187H243ZM9 187V189H8ZM123 187H126V191H127V194L125 192V196H123V199L122 201H125L124 203L123 202H118V204H126V206L128 205L127 209H125L123 206H116V207H113L114 204L119 200V198L115 197L116 194H121L122 190L124 189ZM167 187H170V190H172V187H173V190L174 192H168L166 191ZM223 187V188H222ZM237 187V190L236 188ZM20 188V189H19ZM31 188V187H30ZM29 187H26L24 186V188L22 187H14L13 189L10 187L9 185V175H7L5 172H0V264H22V255L20 253V247H18V250H16V246L17 244H23L24 242V248L27 247V242L31 240L30 236H35L34 233L40 237V232H41V229L40 228H36L35 231H30L29 235H27L26 239L24 238V233H25V230L26 228H29V227H32L33 225L36 226L38 225L37 223V215H38V210L39 208L36 207L37 203L34 202L33 200V190L30 189ZM55 188V189H54ZM60 188V190H58ZM119 188V189H118ZM159 188V189H158ZM253 188H255L253 190ZM54 189V190H53ZM113 189V190H112ZM230 189H233L231 192ZM237 191H235V190ZM18 190V191H17ZM65 190V191H64ZM67 190V192H66ZM115 190V191H114ZM172 190V191H173ZM222 190H229V191H224L220 194V192ZM242 190V191H241ZM245 190V191H244ZM250 190V191H249ZM17 191V192H16ZM32 191V193H31ZM61 191V192H59ZM114 191V192H113ZM164 191V192H163ZM201 195L202 197H205L203 196V187L201 188ZM209 191V190H208ZM235 191V192H234ZM248 191V192H247ZM261 191L263 192L262 193V196H261ZM52 192V193H51ZM59 192V193H58ZM64 192V193H63ZM66 192V193H65ZM108 192V193H107ZM118 192V193H117ZM162 192V194H161ZM218 192V193H217ZM227 192V193H225ZM247 192V193H246ZM56 193V194H54ZM116 193V194H114ZM144 193V194H143ZM146 193V194H145ZM169 193V194H168ZM195 192H187V191H182L181 194L179 195V198L180 196L183 198H180L181 201H184V199H186V197L188 198L189 197V194H194ZM216 193V194H215ZM226 196H224L225 194ZM230 193V195L228 194ZM260 193V194H259ZM113 194V195H112ZM141 194V195H140ZM184 194V195H183ZM186 194V195H185ZM210 194V195H209ZM217 194H219L217 196ZM223 194V196H221ZM54 195V196H53ZM56 195V196H55ZM161 195V196H159ZM169 197H168V196ZM175 195H177V192H175ZM173 196L175 199H176V196ZM206 195V194H205ZM235 195V196H234ZM28 196V197H27ZM90 196L92 197V199L90 198ZM146 196V197H145ZM195 196V194L193 195ZM230 196V197H229ZM232 196V197H231ZM10 197V198H9ZM17 197V198H16ZM51 197V198H50ZM144 197L147 199H144ZM161 197V198H160ZM172 197V196H171ZM197 197V196H196ZM236 199H235V198ZM262 197V198H260ZM53 198V199H52ZM140 198V199H139ZM164 198V197H163ZM166 198V199H167ZM225 198V199H224ZM126 199V200H124ZM174 200L173 198H170V200ZM202 199V198H201ZM200 199V200H201ZM230 199V200H229ZM63 200V201H61ZM106 200V201H105ZM139 200V201H138ZM156 200V201H155ZM225 200V202H224ZM32 201V202H31ZM86 201V202H85ZM91 201V202H90ZM94 201V202H92ZM131 203H130V202ZM153 203H152V202ZM161 201V202H160ZM230 201V202H229ZM133 202V203H132ZM135 202V203H134ZM139 202V203H138ZM235 202V203H236ZM16 203V204H15ZM32 203V204H31ZM170 203V202H169ZM181 203V202H179ZM199 203L201 204H204V202L202 203V201H200ZM7 204V205H6ZM47 204V205H46ZM56 204V205H55ZM91 204V205H92ZM11 205V206H10ZM32 205V206H31ZM131 205V206H129ZM142 205V208L144 209V211H152L153 209L150 208L149 205H153L154 206V210H155V213L153 216H150L148 213L145 214H140L139 212H137L136 210L138 209L137 207ZM149 207H148V206ZM212 205V204H211ZM232 205V204H230ZM58 206L60 207L58 209ZM64 206V207H63ZM210 206V205H209ZM8 207V208H7ZM24 207V208H23ZM52 207V208H51ZM202 207V205H201ZM236 207V206H235ZM34 208V209H33ZM63 208V209H62ZM122 208V210H124V212H126V216L127 218H125L123 221H125V223H121L119 224V221L120 219H117V217L122 214L120 213V209ZM156 208V209H155ZM160 208V210H159ZM87 209V210H86ZM27 212H26V211ZM32 210V212H31ZM37 210V211H36ZM59 210V211H58ZM86 210V212H85ZM14 211V212H13ZM34 211V212H33ZM45 211V212H46ZM63 211V212H62ZM97 211V212H98ZM107 211V212H106ZM247 211V212H245ZM257 211V212H256ZM259 211V212H258ZM13 212V213H12ZM48 212V211H47ZM46 212V213H47ZM183 210L180 212L182 213ZM250 212V213H249ZM256 212V213H255ZM33 213V214H32ZM62 213V214H61ZM61 214V215H60ZM183 215L179 216L181 218H184V212L182 213ZM198 214V213H196ZM253 214H254V218L253 217ZM50 214H48L47 216L49 217ZM51 216V215H50ZM114 216L116 217L115 220L113 219L112 220V217L114 218ZM142 216V217H141ZM155 216V217H154ZM168 216V218H167ZM163 217V218H162ZM256 217H259V219L257 220ZM29 218V219H28ZM87 218L89 219H94L96 220L97 217H94L92 215H89L87 216ZM229 218V217H228ZM29 221V227H28V222L26 220ZM36 219V221H35ZM64 219V218H63ZM63 219H61L63 221ZM15 220V221H14ZM25 220V221H24ZM117 220V221H116ZM152 220V221H151ZM248 220V221H247ZM257 220V222H255ZM261 220V221H260ZM112 221V223H111ZM15 222V223H14ZM32 222V223H31ZM173 222V221H172ZM231 220L229 218V226L231 225ZM241 222V221H240ZM245 222V223H244ZM250 224H249V223ZM4 223V224H3ZM31 223V224H30ZM128 223V224H127ZM248 223V224H247ZM257 223V224H256ZM25 224V225H24ZM135 224V225H134ZM263 224V225H262ZM98 225H92L90 226L88 229H87V232L88 233H92V235H94L95 237H97L96 235L98 234H103L102 232H100V230L98 229L97 227ZM107 227V225H105ZM118 226V227H117ZM133 226V227H132ZM208 227H210V225H206ZM242 227V228H243ZM24 228V229H23ZM119 228V229H117ZM200 228H204V226H201L200 225ZM247 228V229H246ZM90 230V231H89ZM110 230V229H109ZM119 230V232H118ZM120 230H121V234H120ZM196 232H198V228H196ZM217 230V229H216ZM247 232H246V231ZM205 229H203V239L204 238V232ZM244 231L246 233H244ZM152 232V234H151ZM208 233L210 234H207L208 236V239H205L203 241L202 244H204L203 246H205L207 249H206V252L208 253V255L210 256H205L204 253H205V249H203V254L201 255L202 259L204 261H207L206 260V257L207 259H211L212 261V257L216 256L217 258L219 257L217 252H218V247H221V248H225V249H228L230 250L232 248V243H231V240L230 239H221L219 238L217 235H214V233L210 232V230H207ZM249 232V233H248ZM98 233V234H97ZM136 233V234H135ZM162 233V234H161ZM246 234V236L243 235ZM248 233V234H247ZM9 234V235H8ZM39 234V235H38ZM129 234V233H128ZM154 234V235H153ZM166 234V233H165ZM236 234V233H235ZM234 234V235H235ZM143 235V236H142ZM233 235V234H231ZM230 235V236H231ZM31 236V237H32ZM229 236V237H230ZM247 237V238H245ZM17 238V239H16ZM19 238V239H18ZM24 238V239H23ZM30 238V240H29ZM148 238V239H147ZM251 238V239H250ZM28 239V241H27ZM142 239V240H141ZM246 239V240H245ZM22 240H26L22 243ZM168 240V241H167ZM233 240V239H232ZM15 241V242H14ZM21 241V242H20ZM245 241L247 242L248 241V244H245ZM140 242V244H139ZM142 242V243H141ZM165 242V243H163ZM239 242V243H238ZM244 242V243H243ZM171 243L173 245V240H171ZM207 243V244H206ZM221 243V244H220ZM233 243H234V240H233ZM149 244V245H148ZM208 244H209V248H208ZM215 244V245H214ZM244 244V245H243ZM26 245V246H25ZM153 245V246H152ZM155 245V247H154ZM161 245V246H160ZM166 245V246H165ZM211 245V247H210ZM242 245V246H240ZM255 245V247H254ZM149 246H151V248H149ZM180 246L182 247V244H180ZM217 246V247H215ZM3 247V248H2ZM10 247V248H9ZM23 247V246H22ZM93 247H96L95 245ZM7 248V249H6ZM15 248V249H14ZM20 248V249H19ZM142 248V249H141ZM154 248V249H153ZM168 248V250H167ZM97 249H99L97 247ZM101 249V248H100ZM99 249V250H100ZM152 249V250H151ZM209 249V250H208ZM211 249V251H210ZM240 249V248H239ZM16 250V251H15ZM144 250V251H143ZM213 250V251H212ZM215 250V251H214ZM15 251V252H14ZM18 251V253H17ZM209 251V252H208ZM174 253V254H173ZM99 254V257H96L95 255ZM179 254V255H178ZM211 254H214V256ZM250 254V253H249ZM92 255H94V258L97 259V262H100V263H104L106 264V260L101 256L102 254L101 253H98L97 251H95V249H92ZM145 255V256H144ZM176 255V256H175ZM249 256V255H248ZM6 257V258H5ZM146 257V258H145ZM159 257V258H158ZM205 257V258H204ZM215 257V258H216ZM180 258V259H179ZM216 258V259H217ZM99 259V260H98ZM215 259V260H216ZM102 260V261H101ZM143 260V261H142ZM148 260V261H147ZM8 261V262H7ZM26 263H29L30 261V258L29 259H26ZM96 261V260H95ZM104 261V262H103ZM149 263H147V262ZM5 262V263H4ZM186 262V263H185ZM30 263H33V259H31V262ZM29 263V264H30ZM108 263V262H107ZM216 264V263H214ZM218 264V263H217Z\"/></svg>",
    "mask_w": 264,
    "mask_h": 264
},
{
    "label": "crops",
    "instance_id": "obj_3",
    "mask_svg": "<svg viewBox=\"0 0 264 264\" xmlns=\"http://www.w3.org/2000/svg\"><path fill=\"white\" fill-rule=\"evenodd\" d=\"M203 177H205V176H203ZM203 177H202V180H203ZM222 180H225V179H222ZM212 182H216V181L213 179ZM214 184H215L214 186H213V183L210 186L214 187V188H215V186L221 187V186H219V183L218 184L214 183ZM209 189H210V187H208L207 185L204 186L203 195H205V193H206V197H203V199H201V201H202V203L204 202L205 205L198 203L197 200H200V198L193 196V195H190L191 197L189 196V198L190 199L194 198L195 201L192 199L191 200H185L184 199L186 202L178 200L179 202H182V203H179L180 209H178V210L180 212H181V210H183L185 222L187 221L186 224H188L189 226H192L194 229L197 228L198 224H199V226L200 225L204 226V228H205V231H204L205 232V236H204L205 239H208L207 234H210V233H208L207 230H210V232L214 233V235H217L221 239H226V240L230 239L231 240L232 248L230 250H228L225 248L218 247V253L217 254L219 257L216 260L212 257L211 264H214V263H216V264L217 263L218 264H252L249 261L250 256L247 257L250 252L248 254H244V252H242V251H244L245 248L240 249V250L238 248H236V244H237V240H238L237 236L234 235L233 233H232L233 235L229 234L230 230H228V228H229L228 214H230L232 216V215H234V211L237 213L239 210L242 211L241 206H239L236 201L231 203L233 205L232 206L230 204L225 205L223 203H220L219 201L215 202V201H212L210 199L208 200V198H207L208 193L207 192ZM172 190H173V187H172ZM172 190H170V187H167V189H166V191H168V192H174V190L173 191ZM198 191H199V189H198ZM223 191H229V190H222L220 193H222ZM229 192H231V191H229ZM195 193H196V191H195ZM199 193H200V191H199ZM174 195H175V192H174V194L170 195V198H173ZM221 196H223V195H221ZM166 198H167L166 196H164V198L162 197V199H165V200H163V203L166 205L167 209L169 210L168 205L170 203H168V200H167L168 198L167 199ZM187 203H189V204H187ZM191 203L193 205H191ZM201 205H202V207H201ZM208 205H210V206H208ZM234 206H236V207H234ZM181 207H182V209H181ZM202 211H204L205 213H203ZM194 212H198V214H194ZM243 212L244 211H242V213H241L242 216H243ZM245 212H247V211H245ZM203 214L206 216V218H204L205 216ZM237 219L239 220V218H237ZM239 222H240V220H239ZM239 222H238V224H240ZM234 224H235V222H234ZM206 225H210V227H208ZM234 232L237 233L238 231H234ZM232 239L234 240V243H233ZM245 244H248V241L247 242L245 241ZM241 248H243V247H241ZM253 250H254V248H252L251 251H253ZM212 255L213 254H211V256Z\"/></svg>",
    "mask_w": 264,
    "mask_h": 264
}]
</instances>
